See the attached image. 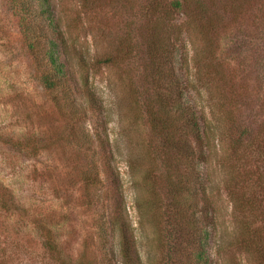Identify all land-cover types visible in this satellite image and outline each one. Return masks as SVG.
I'll return each instance as SVG.
<instances>
[{
    "label": "rangeland",
    "instance_id": "1",
    "mask_svg": "<svg viewBox=\"0 0 264 264\" xmlns=\"http://www.w3.org/2000/svg\"><path fill=\"white\" fill-rule=\"evenodd\" d=\"M56 1L63 28L73 42L89 53L88 60L112 51L117 40L130 38L129 9L115 11L102 6L101 10L96 5L83 8V0ZM215 2L220 9L233 6L222 22L228 33L220 42L218 60L226 83L232 79L234 86L218 84L214 67H209L206 56L197 51L201 43L197 48L196 40L192 43L183 39V57L179 53L176 69L206 131L209 154L200 171L217 223L209 244L212 264H249L246 254L227 249L237 228L228 186L238 198L259 196L260 185L264 186V0ZM18 10L17 0H0V264H55L42 248L50 235L39 224L24 225L22 202L43 203L41 217L47 219L48 225L54 224L47 228L52 231L50 238L55 240L53 234H57V241L68 245L67 252L73 258L84 252L91 215L79 205L81 192H73L69 179L63 184L71 171L67 157L59 151L44 150L33 155L32 151L21 150L23 136L45 127L39 105L46 95L19 35L15 15ZM232 10L236 14L233 22ZM182 20L181 17L179 22ZM74 70L80 79L85 75L77 65ZM87 74L88 86L104 105L135 252L141 264H164L166 248L160 235L164 218L150 210L146 202L158 195L167 203V170L141 106V74L130 63L91 68ZM234 123L249 129L251 135L237 153L233 151ZM46 169L47 179L42 175ZM149 170L153 176L148 175ZM60 185L64 187L62 196L53 192ZM225 241L229 242L223 244ZM118 243V235L108 241L117 261Z\"/></svg>",
    "mask_w": 264,
    "mask_h": 264
},
{
    "label": "trees",
    "instance_id": "2",
    "mask_svg": "<svg viewBox=\"0 0 264 264\" xmlns=\"http://www.w3.org/2000/svg\"><path fill=\"white\" fill-rule=\"evenodd\" d=\"M56 3V0H17L19 10L15 15L19 35L46 95L39 105L45 127L23 136L20 147L32 151L33 155L45 150L59 151L67 157L71 171L63 184L69 179L73 192H81L78 202L91 215V224L83 241L84 252L76 258L67 252L68 245L57 241V234H53L55 240L50 238L52 231L47 228L54 224L48 225L47 219L41 217L42 202H22L24 225L39 224L43 232H48L50 236L45 235L42 248L55 264H141L125 211L122 182L114 165L104 105L96 91L88 86L87 74L91 68L130 63L141 74L138 92L141 106L156 142V151L167 170V203L157 198L158 195H152L151 201L146 202L150 210L164 218L160 230L166 248L163 262L212 264L209 244L217 223L200 171L209 154L206 131L200 125L196 107L188 101L176 66L179 53L183 57L180 52L183 39L188 38L192 43L196 40V47L201 45L195 50L206 56L209 67H214L218 84L234 86L232 79L226 83L218 60L220 42L228 33V27L222 22L233 6L220 9L215 0H83V8L96 5L101 10L102 6L115 11L129 9L132 16L128 41L117 40L112 51L90 61L89 53L73 42L63 28ZM231 14V22L236 21L233 10ZM181 17L183 20L179 22ZM75 65L84 70L82 79L77 76ZM232 127L233 151L237 153L251 135L249 129L236 123ZM47 170L42 174L45 179L49 176ZM148 175L153 176L151 170ZM260 186L259 196L239 198L228 186L237 214V228L232 240L223 244L229 242L227 249L246 254L249 264H264V186ZM53 192L62 196L63 185L55 186ZM116 235L118 261L115 249L108 247V241L112 242Z\"/></svg>",
    "mask_w": 264,
    "mask_h": 264
}]
</instances>
